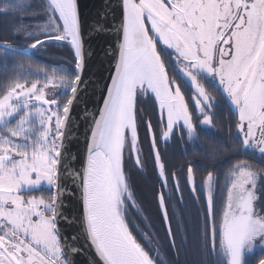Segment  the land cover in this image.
Masks as SVG:
<instances>
[{"label": "snow or ice", "instance_id": "6c2138e0", "mask_svg": "<svg viewBox=\"0 0 264 264\" xmlns=\"http://www.w3.org/2000/svg\"><path fill=\"white\" fill-rule=\"evenodd\" d=\"M0 264H264V0H0Z\"/></svg>", "mask_w": 264, "mask_h": 264}, {"label": "flooded vegetation", "instance_id": "af4514ba", "mask_svg": "<svg viewBox=\"0 0 264 264\" xmlns=\"http://www.w3.org/2000/svg\"><path fill=\"white\" fill-rule=\"evenodd\" d=\"M65 66H67V65H65ZM213 94H215V93H213ZM150 105H151V102H149L148 105H144V107L148 109L149 115L152 116L153 122H155L156 117L152 113V108ZM217 115L219 117L220 124L224 128L222 135H226L227 126L230 123V121L232 120V116H231L229 107L226 104H224L223 101H220V107L217 109ZM143 134H144L143 128H141V136L142 137H143ZM144 147H145V149H147V143H145ZM166 159L168 161L169 169L171 171H176L178 176L180 177L182 186L184 184V168H183V166L186 165L188 163V161H192L194 167L206 163V161H204L202 156H200L199 154L193 155V153L191 151H188L187 154H185L182 147L175 142H173L169 146L168 152L166 155ZM151 167H152L151 161H149L148 170L145 173L143 180L141 182V190L142 191L145 189H151L153 186L158 187L156 176L152 173ZM200 171L203 172L204 169L200 168ZM197 179L199 180V177H197ZM185 195H187V192H185Z\"/></svg>", "mask_w": 264, "mask_h": 264}, {"label": "water", "instance_id": "95a60500", "mask_svg": "<svg viewBox=\"0 0 264 264\" xmlns=\"http://www.w3.org/2000/svg\"><path fill=\"white\" fill-rule=\"evenodd\" d=\"M97 2V0H80L82 12L84 13L85 18H87L88 12L92 9L93 5ZM93 46L96 47L97 52L99 53V47L96 45V43H93ZM99 61H104L103 64H101ZM93 65L94 67L92 68L93 72H99L100 74L103 75L105 80H107V77L109 76V71L108 69L110 68V64L108 61L105 59V57L100 54L99 59H93ZM95 78V77H93ZM83 127L79 130L77 133L78 138H74V155L78 156L77 160V166H79L80 160L83 159L84 156V151H85V139L83 135Z\"/></svg>", "mask_w": 264, "mask_h": 264}, {"label": "trees", "instance_id": "16d2710c", "mask_svg": "<svg viewBox=\"0 0 264 264\" xmlns=\"http://www.w3.org/2000/svg\"><path fill=\"white\" fill-rule=\"evenodd\" d=\"M35 63L46 67L49 71L58 65H68L71 63V55L68 50L57 45L55 47H49L45 52L42 51L35 58Z\"/></svg>", "mask_w": 264, "mask_h": 264}]
</instances>
